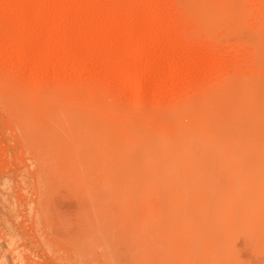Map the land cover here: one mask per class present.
<instances>
[{
  "label": "rangeland",
  "instance_id": "obj_1",
  "mask_svg": "<svg viewBox=\"0 0 264 264\" xmlns=\"http://www.w3.org/2000/svg\"><path fill=\"white\" fill-rule=\"evenodd\" d=\"M205 2L0 0V264H217L216 235L191 216L210 199L197 173L219 174L213 162L230 148V190L262 177L252 163L264 90L251 84L264 85V29L253 18L264 0H230L228 11ZM125 65L147 80L132 84ZM176 128L194 147L179 158L187 178L134 180L150 165L120 145ZM252 216L230 212L218 236L230 263L264 264Z\"/></svg>",
  "mask_w": 264,
  "mask_h": 264
},
{
  "label": "bare ground",
  "instance_id": "obj_2",
  "mask_svg": "<svg viewBox=\"0 0 264 264\" xmlns=\"http://www.w3.org/2000/svg\"><path fill=\"white\" fill-rule=\"evenodd\" d=\"M205 2V0H203ZM213 1V0H212ZM191 2V1H190ZM220 2V1H219ZM240 2H242V0H240ZM188 3V2H187ZM193 3V2H192ZM203 3V2H202ZM221 3V2H220ZM230 0H222V4L224 7L227 8V11L228 9H230ZM197 4V3H196ZM206 4V2H205ZM208 4V3H207ZM206 4V5H207ZM214 4V3H213ZM220 5V6H221ZM243 5V3H242ZM259 5V3H258ZM189 6V5H188ZM187 5L186 7L189 8ZM215 6V5H213ZM212 6V7H213ZM235 6H236V3H235ZM191 7H192V4H191ZM203 7V6H202ZM205 7V5H204ZM208 7V6H207ZM223 8V7H222ZM261 8V7H260ZM203 9V8H201ZM211 9V8H210ZM234 9V8H233ZM215 10H217L215 8ZM214 10V11H215ZM219 10V9H218ZM225 10V8L223 9ZM242 10V16L243 17H248L246 16L245 14H247V10L245 12V9H241ZM235 13H236V9H234ZM204 12V11H203ZM206 12L208 13V11L206 10ZM205 12V13H206ZM226 12V10H225ZM251 12V11H250ZM256 12V11H255ZM253 12V16H255L256 14L258 15L259 12L255 13ZM227 13V12H226ZM263 13V12H262ZM219 14V13H218ZM221 14V13H220ZM223 15V14H222ZM222 15H221V18H222ZM264 15V14H263ZM205 17H207V15L205 14L204 15ZM214 16V15H213ZM224 16V15H223ZM228 16V14H227ZM200 16L197 17V19H199ZM259 17V15H258ZM258 17H253L254 19L258 20L256 22L259 26H262L263 29H264V16L263 17H260L261 19H259ZM225 18V17H224ZM230 17L227 18V23L228 25H230ZM237 18V17H236ZM240 19V17H238ZM214 19V17L212 18ZM237 19V21L239 20ZM244 19H247V18H244ZM249 19V18H248ZM247 19V22H249V20ZM201 20V19H200ZM210 20V19H209ZM218 20L217 19V24H218ZM223 20V18H222ZM194 21V20H193ZM221 21V19H220ZM241 21L240 23H243L242 21L243 20H239ZM198 22L200 23V21L198 20ZM197 23V22H196ZM222 22H220V26L222 25L221 24ZM223 21V24L222 26L225 27V24H227ZM202 24H207V22L203 23L201 22V25L200 26H204ZM216 24V25H217ZM248 24V23H246ZM199 25V24H198ZM206 25V27H207ZM214 25V23H213ZM245 25V23H244ZM150 26V25H149ZM219 26V25H218ZM246 26V25H245ZM209 27H212V25H209ZM151 28V27H150ZM226 28V27H225ZM230 28V27H229ZM228 28V30H229ZM212 29V28H211ZM210 29V30H211ZM169 31V30H168ZM262 33V35H260V33ZM259 33V39L261 41H264V30H260ZM164 35V34H163ZM166 35V34H165ZM161 36V35H160ZM190 37V36H189ZM9 38V37H8ZM129 39L131 37H128ZM127 38V39H128ZM136 38H139V37H136ZM193 38V37H192ZM132 40V39H131ZM130 41V44H132V41ZM139 40H141L139 38ZM187 41H189L188 39H186ZM192 40V39H190ZM138 41V40H137ZM136 41V42H137ZM128 43V40L126 41ZM133 42H134V39H133ZM142 42V40H141ZM140 42V43H141ZM139 44V42H137ZM188 43V42H187ZM187 43L185 44L186 46ZM188 44H190L191 46H194L196 47L195 49H198L197 47L199 46V44H197V41H190ZM202 44V43H201ZM200 44V45H201ZM189 47V46H188ZM201 47V46H200ZM190 48V47H189ZM193 48V47H191ZM200 49V48H199ZM63 50V49H62ZM61 50V51H62ZM65 50V49H64ZM151 50V49H149ZM77 51V50H76ZM91 51V50H90ZM136 51V50H135ZM137 51H140L137 50ZM135 52L134 56L137 55L138 56V52ZM146 51V50H145ZM143 50L140 51V53L142 52H145ZM66 52V50H65ZM64 52V53H65ZM72 52V51H70ZM79 52V51H78ZM95 52V51H94ZM63 53V52H61ZM69 53V52H68ZM76 52H73L72 55H75ZM88 53L90 54V52L88 51ZM93 53V52H92ZM91 53V54H92ZM138 53V54H137ZM156 53V51H155ZM162 53V52H160ZM160 53H159V59H157V64L159 65L160 62H162L161 59H163L164 57V54L160 56ZM60 54V53H58ZM133 54V53H132ZM132 54L128 55L129 57L132 56ZM145 54H148L145 52ZM153 54H154V51H153ZM141 55V54H140ZM151 55V54H150ZM64 56V55H63ZM89 56V55H87ZM96 56H98L96 54ZM100 56V55H99ZM127 56V58H128ZM154 56V55H153ZM90 57V56H89ZM95 57V56H94ZM109 57V56H108ZM158 58V57H156ZM155 59V58H154ZM156 60V59H155ZM153 63H156V61H153ZM155 65V64H154ZM170 66V65H169ZM173 68L174 66L171 65L170 67V72L173 71ZM133 69V68H132ZM128 65H125L124 66V74H128V73H134V79L132 80V84H135V85H140L142 83H144L148 77H146L144 75V73L142 72V70L136 68V69H133L132 70ZM169 72V73H170ZM262 81H257V82H254L251 84L252 88L255 87L256 89V92L260 94V92L262 90H264V85L261 83ZM238 83L237 85H240V83L242 82H236ZM235 83V86H237ZM257 83V84H256ZM230 84V83H228ZM228 84H224V88L227 87H230V85L228 86ZM234 85V83L231 84V87ZM248 86V85H246ZM230 87V89H231ZM234 87V86H233ZM244 87V86H243ZM249 87V86H248ZM241 88V87H239ZM244 88H247V87H244ZM243 88V89H244ZM228 88H226L225 90L227 91ZM235 89V88H234ZM250 89V88H249ZM242 90V89H241ZM234 91V90H233ZM243 91V90H242ZM224 93V92H223ZM230 93V92H229ZM228 91L227 93H224V94H229ZM234 93V92H233ZM256 93V94H257ZM247 94V93H246ZM245 94V95H246ZM222 97L224 96L223 94H221ZM219 95V96H221ZM231 95V94H229ZM233 95V94H232ZM237 95V93H236ZM261 96V95H260ZM228 97V95H227ZM238 97V96H236ZM217 98V97H216ZM221 98V97H219ZM249 98V97H248ZM242 99V98H241ZM246 99V98H244ZM258 99L260 100V97H258ZM235 101V100H234ZM237 101V100H236ZM241 101V100H239ZM256 103V102H255ZM177 104V103H176ZM229 104V102H228ZM236 104V103H235ZM185 105H181L180 109H182L183 112H185V108L186 107H183ZM201 106V105H200ZM228 105H226L225 107H227ZM230 106V105H229ZM182 107V108H181ZM188 107V106H187ZM195 107V106H194ZM252 107V106H251ZM250 107V108H251ZM172 108V107H171ZM177 108V107H176ZM249 108V109H250ZM228 109V108H227ZM188 110V109H187ZM192 110V109H190ZM188 110V112L190 111ZM203 110V109H202ZM174 111V110H173ZM181 111V112H182ZM230 112V111H229ZM180 113V112H179ZM178 113V114H179ZM192 113V112H191ZM198 112H196L197 114ZM173 114V113H172ZM171 114V115H172ZM185 114V113H184ZM199 114V113H198ZM179 116V115H178ZM199 116V115H198ZM227 116V115H226ZM231 116V115H230ZM108 117V116H107ZM106 117V118H107ZM175 117V116H174ZM177 117V116H176ZM183 117V116H182ZM258 117V116H257ZM190 118V117H189ZM178 119V117H177ZM194 119V118H192ZM191 119V120H192ZM55 120V119H54ZM230 120V119H228ZM227 120V121H228ZM53 121V120H52ZM51 121V122H52ZM80 126V125H79ZM179 128V127H178ZM186 128V127H185ZM105 129V128H104ZM112 129V128H111ZM180 129V128H179ZM154 130V129H153ZM186 130V129H184ZM230 130V129H229ZM174 133H166V132H156V130L153 132V133H145L144 135V143L142 145H138V146H133V144L131 143H123L121 144L120 146L124 147L123 149L124 150H129V152H139L140 154H142V156L145 157L147 163L150 165V169L144 173H140V172H135V179L136 178H148L149 180H161V181H168V180H179V181H183L184 179H186V175H183L184 173L180 172L181 168L183 169L182 166H185L186 167V164L185 163H181L179 158L183 157L185 154L191 152V151H194V147L191 146V143L188 142V138H186V136H180L181 134L183 135V133L180 134L179 130L176 128L173 130ZM91 133V132H90ZM202 133V131H201ZM264 133V132H263ZM261 134V133H260ZM264 135V134H263ZM73 136V135H72ZM193 136V135H192ZM205 136V135H204ZM253 136V135H252ZM257 136V135H255ZM69 137V136H68ZM241 137V136H240ZM248 137H251V136H248ZM74 138V137H73ZM142 138V139H143ZM191 138V137H190ZM195 138H198V135L196 136L195 135ZM260 137H258L259 139ZM76 139V138H75ZM122 139V138H121ZM239 140V138H237ZM109 140V139H108ZM264 140V139H262ZM220 143V142H219ZM258 144L257 146V153L259 154L255 161L252 163V168L256 169V170H259L260 173L262 172V177H260V179L255 183H246V179L247 177H249V175H244L241 177V179L239 180V182H235L233 183L234 185L231 184V190H230V178H227V173L230 172V148L228 149H223V153L222 156L220 155L219 158H216V160L213 162V169L215 168H220V169H223L219 174L218 173H213L212 175H208L206 174V172L204 171L203 167L202 166H205L204 163L206 162H201L202 163V166H198V163L196 164V169H198V171H202L203 169V174L201 173H197L198 177L202 178L208 185L209 189H210V199L208 200V202L204 205L203 208H199V209H195L193 211L195 212H191V216L193 217H197L199 219V224L201 226V232L202 234L204 233L205 234V230H209V231H212L211 233L215 234L216 238H214L215 240V246H216V250H217V264H233L234 261L232 263H230V255H227V254H222L221 252V249L223 248L222 247V243L221 241H219L218 239V236L221 234H223V231H225L226 228H228V226H230V212H232L235 216V218L237 219L239 216V214H245L247 216H252L253 218H259V221H260V228H259V231L258 233L262 236H264V143H259V140L258 142H256ZM120 144V143H119ZM135 144V143H134ZM82 143H81V148H82ZM220 145V144H219ZM247 145V144H246ZM234 146V145H233ZM239 146V145H238ZM78 147V149H80L81 151V148ZM84 147V146H83ZM118 147V146H117ZM238 150V147L236 148ZM235 149V150H236ZM78 151V153L80 152ZM227 151V152H226ZM202 152V151H201ZM77 153V154H78ZM203 153V152H202ZM85 154V153H84ZM80 155V154H79ZM78 155V157H79ZM91 155V154H90ZM245 157V156H244ZM81 158V157H79ZM176 159V160H175ZM200 163V162H199ZM200 163V164H201ZM194 165V164H193ZM195 166V165H194ZM184 167V168H185ZM234 170V169H233ZM130 171V170H129ZM205 172V173H204ZM257 173V171H254ZM123 173V172H122ZM254 175V174H253ZM255 176V175H254ZM186 177V178H185ZM239 176H237V179ZM259 177V176H257ZM125 179V178H124ZM133 179V178H132ZM139 183V182H138ZM141 183V182H140ZM152 184V183H151ZM239 185H241L239 187ZM186 186V185H185ZM145 187V186H144ZM186 189V188H185ZM140 191H142L140 188H139ZM178 192V191H177ZM141 194V193H140ZM146 195V194H145ZM142 196V195H139V197ZM175 197V195H174ZM141 198V197H140ZM165 198V197H164ZM142 199V198H141ZM138 200V199H137ZM141 201V200H139ZM172 201V200H171ZM143 202V200H142ZM186 202V200H185ZM146 203V202H145ZM184 204V203H183ZM161 206H162V203H161ZM148 207V206H147ZM186 207V206H185ZM139 208V207H138ZM166 208V207H165ZM171 208V207H170ZM144 209V208H143ZM164 209V207H163ZM162 209V210H163ZM184 211H185V208H183ZM149 210V208H148ZM155 209H153L152 211H154ZM166 210V209H165ZM144 211V210H143ZM189 211V210H188ZM162 212V211H161ZM151 213V212H150ZM168 214V212H167ZM181 214V213H179ZM149 215V214H148ZM170 216V215H169ZM181 216V215H180ZM190 216V215H189ZM148 217V216H147ZM160 217V215H159ZM146 218V217H145ZM172 218V217H171ZM178 218V217H177ZM184 218V217H183ZM152 219V217H151ZM247 219V217H246ZM144 220V219H143ZM184 220V219H183ZM185 221V220H184ZM194 221V220H193ZM253 221V220H252ZM149 222V220H148ZM246 222V221H245ZM185 224V223H184ZM237 224V223H236ZM145 225V223H144ZM245 225L246 223H244V228H245ZM138 226V225H137ZM238 226V225H237ZM185 227V225H184ZM184 229V228H183ZM193 229V228H192ZM186 230V229H185ZM184 230V231H185ZM233 230H235L233 228ZM232 230V231H233ZM237 230V229H236ZM242 230H243V227H242ZM246 231V228L244 230V232ZM172 232V230H171ZM248 232V231H246ZM198 233V232H197ZM185 235H187L186 233H184ZM201 234V233H200ZM201 234V235H202ZM203 234V235H204ZM199 235V233H198ZM202 235V236H203ZM188 236V235H187ZM186 236V237H187ZM261 237V236H260ZM259 238V237H258ZM256 238V239H258ZM259 240V239H258ZM260 244V243H259ZM199 246V245H198ZM204 253V252H203ZM204 254H202L203 256ZM234 257V255H233ZM197 258H195L194 260H196ZM205 262V261H204ZM184 263V262H183ZM188 262H185L184 264H186ZM207 263V262H206Z\"/></svg>",
  "mask_w": 264,
  "mask_h": 264
}]
</instances>
